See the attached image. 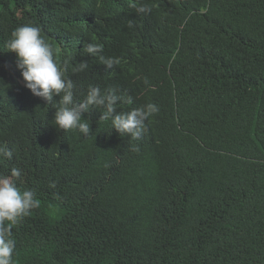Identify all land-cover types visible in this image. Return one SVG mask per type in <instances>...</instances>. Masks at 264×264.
I'll return each mask as SVG.
<instances>
[{"label":"trees","instance_id":"1","mask_svg":"<svg viewBox=\"0 0 264 264\" xmlns=\"http://www.w3.org/2000/svg\"><path fill=\"white\" fill-rule=\"evenodd\" d=\"M25 24L77 101L93 85L117 90V112L157 105L146 131L121 136L101 108L88 136L58 129L4 47ZM0 144V174L22 169L39 200L13 264H264V0H0Z\"/></svg>","mask_w":264,"mask_h":264},{"label":"clouds","instance_id":"2","mask_svg":"<svg viewBox=\"0 0 264 264\" xmlns=\"http://www.w3.org/2000/svg\"><path fill=\"white\" fill-rule=\"evenodd\" d=\"M137 11L145 12L146 8L140 7ZM128 26L133 27V23L129 21ZM4 47L16 54L25 87L56 109L53 123L60 130H78L84 136L90 135V122L83 116L92 108H101L100 120L110 121L111 128L121 136L137 139L146 131L148 119L159 111L157 105L147 103L140 108L117 112V103L124 98L111 87L101 90L99 86L89 85L83 100L77 101L75 84L66 75L67 63L62 66L57 61L56 49L42 35L39 26L25 24L15 28ZM84 51L97 56L106 68L120 63L117 57L101 55L103 45L100 43H88ZM87 67V61H80L72 70L81 72ZM57 96L60 97L58 102L54 100ZM12 157L13 150L0 144V158L11 160ZM21 176L22 169L18 167H12L7 175L0 174V264H13L16 240L12 228L39 207L35 190L18 186Z\"/></svg>","mask_w":264,"mask_h":264}]
</instances>
